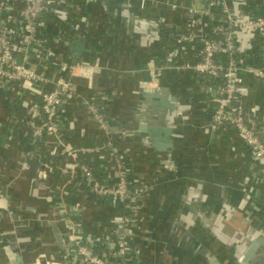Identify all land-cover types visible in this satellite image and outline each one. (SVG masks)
I'll return each instance as SVG.
<instances>
[{
	"label": "crops",
	"instance_id": "obj_1",
	"mask_svg": "<svg viewBox=\"0 0 264 264\" xmlns=\"http://www.w3.org/2000/svg\"><path fill=\"white\" fill-rule=\"evenodd\" d=\"M231 2L238 14H264V0ZM199 3L204 5L206 0ZM126 4L131 16L146 17L160 36L153 37L149 26L129 22L123 13ZM191 6V0H146L144 5L142 0H113L108 8L95 0H51V10L44 16L43 31L62 61L72 64L70 46L82 40L86 49L76 62L100 66L94 77H75L73 81L83 96L104 102L115 122L125 130L126 134H118L115 146L124 150L125 162L138 185L148 187L141 202L134 239L140 247L142 263L243 264L245 243L264 237V183L259 180L260 166L249 154H244L236 133L232 129H213L210 91L193 70L183 68L188 60L198 56L200 49L198 43H187L186 51H181L173 40L174 35L194 30L189 17ZM220 17L218 9L215 19L209 23H219ZM161 18L167 26L162 27L158 21ZM246 47L241 55L264 61L263 38L256 37L252 45ZM154 64L165 66L159 84L177 96V106H188L182 113L175 111L174 121L168 124L174 128L170 152H157L147 143L152 141L151 137L136 134L140 126L150 124L149 115L153 116L147 114L150 109L146 107L142 85L152 81L151 65ZM245 83L250 91L248 102L259 107L264 120V84L248 76ZM15 89L4 86L0 93L11 97L17 93ZM27 90L20 100H12V112L20 122L27 115L20 112L27 103L23 100L32 98L31 90ZM2 107L3 111L7 110L4 101L0 103V109ZM62 117L63 135L71 146H92L105 141L104 133L81 106L71 105ZM0 122V233L6 232L14 244L27 242L31 247L37 244V236H50L37 221L36 214L47 215L51 206L62 213L61 195L53 190L63 179L50 171L47 178L39 176L41 165L31 161L26 153L30 131L24 123L18 127L4 119ZM44 149L46 151V146ZM107 150L90 156L92 161H89L99 168V173L105 172V167H115L112 156L106 155ZM247 189H252L251 200L245 194ZM186 190L198 192L197 198H191L196 224L187 232L183 224V217L190 209L184 196ZM63 198L67 205L84 206L82 221L86 232L110 236L115 230V218L122 211L118 203L109 199L97 204L78 190H69ZM221 213L229 221L227 230L221 232L223 237L214 235L207 226L210 221L220 219ZM242 222L249 228L254 225L256 230L246 232L241 227ZM149 231L153 233L151 240L144 239L143 235ZM180 234L182 241L177 243ZM187 240L192 244L186 243ZM45 244L54 248L51 241ZM260 250L264 252L263 245L259 246ZM9 257L14 264L19 263V253H10Z\"/></svg>",
	"mask_w": 264,
	"mask_h": 264
},
{
	"label": "built area",
	"instance_id": "obj_2",
	"mask_svg": "<svg viewBox=\"0 0 264 264\" xmlns=\"http://www.w3.org/2000/svg\"><path fill=\"white\" fill-rule=\"evenodd\" d=\"M145 2L142 0L143 5ZM191 2L189 17L195 28L190 33L174 35L173 40L181 51H186L187 43H198L200 49L198 56L188 60L183 68L193 70L210 91L213 129H232L236 133L244 154H249L260 166L259 180L264 183V120L259 107L248 102L250 91L245 83L248 76L264 84V61L241 55L256 37L264 39V14H238L231 0H206L204 5H200V0ZM218 9L219 23H209ZM49 10L51 0H0V88H16L12 100H20L27 89L36 88L31 90L32 98L23 100L27 102L24 107L28 113L21 122L30 131L26 153L31 161L41 165L47 177L50 171L63 179L53 192L61 195V205L64 204L61 215L69 227L68 261L71 264L142 263L141 250L134 239L148 187L138 185L125 162L124 150L115 146L118 134H124L125 130L115 122L104 102L83 96L73 81L75 77H94L99 64L83 61L69 64L60 59L43 31L44 16ZM161 23L162 27L167 26ZM151 66L152 81L143 85L160 87L165 66ZM71 105H79L88 112L106 136L102 144L74 147L66 142L62 114ZM46 143L52 146L47 147ZM104 149H108L106 155L112 156L115 167H105V172L99 173V168L89 159L92 161L90 156ZM69 190L93 195L95 199L91 201L97 204L109 199L118 203L122 211L115 218L116 228L110 236L85 231L84 206L67 205L63 198Z\"/></svg>",
	"mask_w": 264,
	"mask_h": 264
},
{
	"label": "water",
	"instance_id": "obj_3",
	"mask_svg": "<svg viewBox=\"0 0 264 264\" xmlns=\"http://www.w3.org/2000/svg\"><path fill=\"white\" fill-rule=\"evenodd\" d=\"M95 1L101 2L105 8H108L113 4V0ZM123 13L128 17V20L130 19L129 22H133L134 24H137V26L139 24L143 27L149 26V29L151 30L150 34L153 37L160 36V32L156 29V26H154V24L151 25L149 22L150 20H148L146 17L136 18L131 16L129 14L130 12L127 4ZM160 20L162 21L163 19L161 18ZM70 49L73 53L70 63L73 64L77 61L78 56H80L84 52L86 46L85 43L81 40L77 41L75 44H72L70 46ZM163 88L165 87L163 86ZM161 92L162 91L160 87L148 88L146 85H142V94H147L146 96L148 98V101H151V103L153 104V108L149 110L147 114H153V116L158 117V114H155V111L166 109L170 112L168 116L169 121L173 122L175 118L174 112L176 111L177 113H182L183 109L188 106H177L176 103L178 102V98L177 96L172 94V91L170 89L165 88V98H162ZM3 101L5 109L7 110L3 111V107L0 109V119H4L5 121L20 127L21 122L18 120V116L14 112H12L13 101L11 97L8 95L5 96L3 95V93H0V103L3 104ZM173 131L174 128L172 125L161 126L157 124H144L140 126L139 132H136V134L155 138V147L157 150L161 152H170L174 142ZM39 176H43L46 178L47 174L41 171L39 173ZM90 204H92V202ZM36 218L37 221L41 223L43 228L46 229L47 233L50 234V236H47L46 234L37 236V244L33 243L32 245H35L36 248H34L32 246H28L27 242L26 244L20 243L17 245L18 242L14 244V241L10 239V236L6 232H1L0 264H14L10 260V253H19L18 264H71L68 261L70 244L69 227L65 219L62 217L61 213L59 214V212L55 211V209H53V207L51 206L50 211L47 215L36 214ZM15 231H18V229H15ZM42 237L48 238L49 240L42 239ZM46 240L54 243L53 249L50 245L47 246L45 244L47 242ZM260 245L264 246V237L258 239L253 238V242L249 246L248 253L242 255L241 262L243 264H248V260L250 258L253 259L256 256V251H258ZM46 248H50L51 250H47Z\"/></svg>",
	"mask_w": 264,
	"mask_h": 264
},
{
	"label": "flooded vegetation",
	"instance_id": "obj_4",
	"mask_svg": "<svg viewBox=\"0 0 264 264\" xmlns=\"http://www.w3.org/2000/svg\"><path fill=\"white\" fill-rule=\"evenodd\" d=\"M159 22H162L161 20H158ZM160 88H161V95H162V98H165V93L166 92H164L165 91V88H163V86L161 85L160 86ZM146 91V90H145ZM147 94H145V96H146ZM145 100H146V104H148V106H146L148 109H152L153 108V104L151 103V101H148V98H147V96H146V98H145ZM147 108H146V110H147ZM169 111L168 110H166V109H160V110H156L155 111V114H158L157 116L158 117H154V116H150L149 115V117H151V119H147L148 120V122L151 124V125H154V124H157V125H161V126H163V125H168L169 124V119H168V116H169ZM171 118V117H170ZM150 137V136H149ZM147 143L150 145V146H152L154 149H156V147H155V144H156V142H155V138H152V141H147ZM156 151L158 152L159 150H157L156 149ZM42 178H40V180H41ZM193 193V194H192ZM195 193V194H194ZM198 192H192V190H189L188 192H187V190L185 191V193H184V196L186 197L185 198V200H186V203H187V206H189V213H188V215H186V216H184L183 217V224H184V228H185V232H187V230H189L190 229V227H194L195 226V224H196V221H195V217L193 216V214H192V212H193V208H192V205H191V198H192V196H194V198H197V194ZM200 193V192H199ZM187 195V196H186ZM201 195V194H200ZM229 217H232V216H229ZM218 218H220V219H218L217 221H213V222H209V224H207V226H208V228H211L212 229V231H213V234L214 235H216L217 234V236H222V231L223 230H227V228H228V226H229V221L226 219L227 217L223 214V213H221V215L218 217ZM214 227H213V226ZM241 227L246 231V232H248L249 233V231H251V230H253L254 229V225H252V226H250V228H249V226L248 225H246L245 224V222H242L241 223ZM188 228V229H187ZM254 230H256V228L254 229ZM174 231H175V229H174ZM177 233H179V230L177 231ZM175 234V233H174ZM182 234H180V236H177V235H175V236H177L178 238L176 239V240H178V242L177 243H179L180 241H182V236H181ZM223 237V236H222ZM186 243H189V244H192V242L190 241V240H187L186 241ZM245 243V242H244ZM251 244H248V243H245V248H243L244 249V254H247L248 253V249H249V246H250ZM248 264H264V252L263 251H256V256L253 258V259H249L248 260Z\"/></svg>",
	"mask_w": 264,
	"mask_h": 264
},
{
	"label": "rangeland",
	"instance_id": "obj_5",
	"mask_svg": "<svg viewBox=\"0 0 264 264\" xmlns=\"http://www.w3.org/2000/svg\"><path fill=\"white\" fill-rule=\"evenodd\" d=\"M259 112H260V110H259ZM260 114H261V113H260ZM251 193H252V189H250V190L247 189L246 192H245V194L248 196V198H249L250 200L252 199ZM233 217L236 218L237 216H233ZM231 219H232V217H231ZM230 222H231V221H230ZM231 223H232V222H231ZM231 223H230V224H231ZM152 234H153V233H152L151 231H149L148 233H145L146 236L143 235V238H144V239L151 240L150 237H151ZM147 235H148V236H147Z\"/></svg>",
	"mask_w": 264,
	"mask_h": 264
},
{
	"label": "trees",
	"instance_id": "obj_6",
	"mask_svg": "<svg viewBox=\"0 0 264 264\" xmlns=\"http://www.w3.org/2000/svg\"><path fill=\"white\" fill-rule=\"evenodd\" d=\"M20 112L22 113V115H25L28 113V108L22 107V108H20ZM29 140H30V138H29ZM88 199L93 200V199H95V197L93 195H89ZM138 264H143V263H138Z\"/></svg>",
	"mask_w": 264,
	"mask_h": 264
}]
</instances>
